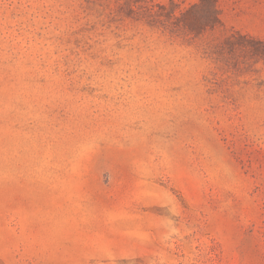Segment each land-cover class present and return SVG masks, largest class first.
<instances>
[{
    "label": "rangeland",
    "instance_id": "rangeland-1",
    "mask_svg": "<svg viewBox=\"0 0 264 264\" xmlns=\"http://www.w3.org/2000/svg\"><path fill=\"white\" fill-rule=\"evenodd\" d=\"M0 264H264V0H0Z\"/></svg>",
    "mask_w": 264,
    "mask_h": 264
},
{
    "label": "trees",
    "instance_id": "trees-1",
    "mask_svg": "<svg viewBox=\"0 0 264 264\" xmlns=\"http://www.w3.org/2000/svg\"><path fill=\"white\" fill-rule=\"evenodd\" d=\"M214 11L216 12V9H214ZM216 19H218L216 16H215Z\"/></svg>",
    "mask_w": 264,
    "mask_h": 264
}]
</instances>
